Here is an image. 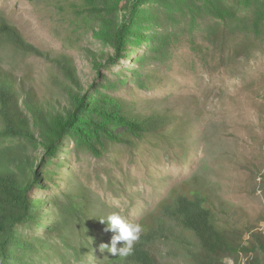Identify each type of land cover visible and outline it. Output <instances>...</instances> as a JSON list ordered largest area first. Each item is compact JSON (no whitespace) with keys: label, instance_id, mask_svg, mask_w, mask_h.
Masks as SVG:
<instances>
[{"label":"rangeland","instance_id":"rangeland-1","mask_svg":"<svg viewBox=\"0 0 264 264\" xmlns=\"http://www.w3.org/2000/svg\"><path fill=\"white\" fill-rule=\"evenodd\" d=\"M104 1L0 0V15L41 50L70 55L93 94L107 93L136 116L178 119L162 131L132 135L131 145L108 142L100 157L66 137L38 168L42 181L32 196L46 202L41 212L61 216L63 233L76 244L82 214L71 211L70 194L84 192L95 218L123 208L138 223L175 189L199 186L219 216L264 229V0H226L223 17L202 0H148L120 54L99 33L111 18ZM18 59V72L30 71L41 93L50 90L52 63L34 55ZM54 200L64 210L53 207ZM101 230L112 237L106 225ZM19 232L46 235L33 223ZM51 237L80 264L59 233ZM100 246L85 254V264L101 261L106 253ZM165 255L172 264H186L180 249Z\"/></svg>","mask_w":264,"mask_h":264},{"label":"trees","instance_id":"trees-1","mask_svg":"<svg viewBox=\"0 0 264 264\" xmlns=\"http://www.w3.org/2000/svg\"><path fill=\"white\" fill-rule=\"evenodd\" d=\"M147 1H104V12L111 18H105L99 33L113 42L118 54L133 38L141 8ZM202 1L219 17L229 10L226 0ZM31 55L46 59L56 69L48 76L50 90L46 92H40L30 71L18 72V58ZM61 96H65V102ZM176 119L178 116L167 113L136 116L107 93L93 94L81 84L70 55L41 50L0 15V260L4 264H53L57 258L61 264H74L51 240L56 232L75 251L80 264L86 263V253H95L96 245L110 244V235L101 230L106 224L101 223L99 216L91 215L92 202L84 192L70 194L71 211L82 214L83 228L76 244L63 233L61 216L41 212L46 202L32 196L42 181L38 168L44 160L57 155L66 137L100 157L108 142L131 145L132 135L142 137L162 131ZM189 188L175 189L156 212L138 222L142 234L129 256L115 257L105 249L101 261L92 260L91 264H172L165 251L174 249L182 251L186 264H264V229L249 220L240 224L219 216L208 205L205 190L199 186ZM77 196L82 199L74 198ZM51 204L64 210L57 200ZM47 216L52 220L44 225ZM28 223L40 226L46 235H21L19 227ZM122 245L123 242L117 247Z\"/></svg>","mask_w":264,"mask_h":264},{"label":"clouds","instance_id":"clouds-1","mask_svg":"<svg viewBox=\"0 0 264 264\" xmlns=\"http://www.w3.org/2000/svg\"><path fill=\"white\" fill-rule=\"evenodd\" d=\"M100 221L106 224L107 231L113 233L110 244H101V251L106 249L115 257L129 256L133 252L134 244L140 239L142 225L129 221L123 208L110 213L106 218H101ZM121 242L123 245L117 247ZM0 264H4V261L0 260ZM8 264H11V261Z\"/></svg>","mask_w":264,"mask_h":264}]
</instances>
